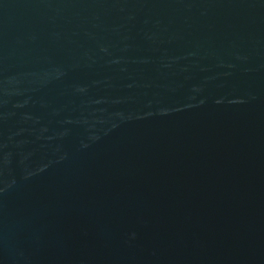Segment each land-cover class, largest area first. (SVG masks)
I'll return each mask as SVG.
<instances>
[{
  "label": "water",
  "instance_id": "1",
  "mask_svg": "<svg viewBox=\"0 0 264 264\" xmlns=\"http://www.w3.org/2000/svg\"><path fill=\"white\" fill-rule=\"evenodd\" d=\"M0 264H264V0H0Z\"/></svg>",
  "mask_w": 264,
  "mask_h": 264
}]
</instances>
